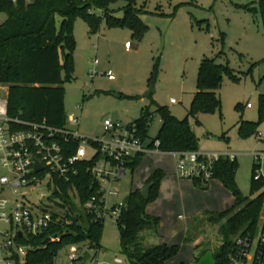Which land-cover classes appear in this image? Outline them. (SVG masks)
<instances>
[{
    "label": "rangeland",
    "instance_id": "1",
    "mask_svg": "<svg viewBox=\"0 0 264 264\" xmlns=\"http://www.w3.org/2000/svg\"><path fill=\"white\" fill-rule=\"evenodd\" d=\"M258 2L136 0L138 17L146 27L140 38L129 27L109 25L106 20L101 22L97 33L89 34L85 21L76 18L72 30L76 41L74 79L64 83L66 117L72 113L79 115L78 132L89 138L104 134L105 119L126 125L138 118L141 109L152 110L155 104L168 108L177 118H183L196 91L202 57H214L223 50L224 55L217 61L227 62L240 79L232 82L223 76L219 89L221 111L200 113L197 116L200 124L193 117L189 121L199 139L198 152L228 151L235 155L237 186L244 195H249L253 167L257 174L264 172V157L261 160L255 158V154L264 152V118L259 121L258 102L259 94L264 93V62L256 64L247 73L254 62L264 58L262 19L258 10L248 9L257 7ZM124 5L125 2L120 0L110 4L109 10L121 18ZM97 13L101 14V11ZM0 17H4V21L6 14L0 12ZM221 32L224 33L223 43L217 41ZM95 59L98 61L96 65L93 64ZM108 70L113 74L112 80L105 75ZM147 90L153 93L154 105L149 99L139 98ZM4 93L0 91L1 96ZM171 98L175 99L174 104L170 103ZM247 103L252 107L248 108ZM242 121L252 123L255 131L249 133L250 127ZM160 125V118L155 114L148 139L157 134ZM151 159H157L169 170L174 167L172 155L147 154L144 163L151 162ZM257 163L260 166H255ZM134 177L127 171L120 181L113 183L112 188L117 189L118 194L109 196L108 203L124 201L133 187ZM259 192H264V187ZM50 193L51 190L41 184L37 196L47 197ZM217 230L218 225L206 223L198 227L193 231V241L178 244L180 248L175 261L179 264L181 260H190L195 254V245L202 241L210 242L212 247L219 244ZM149 235L152 234L148 231L141 232L145 246L151 245ZM100 245L97 264H112L116 257L122 260L121 264H127L125 256L120 253L118 228L109 215L103 222ZM75 247L73 244L57 249L55 264H68V255Z\"/></svg>",
    "mask_w": 264,
    "mask_h": 264
},
{
    "label": "trees",
    "instance_id": "2",
    "mask_svg": "<svg viewBox=\"0 0 264 264\" xmlns=\"http://www.w3.org/2000/svg\"><path fill=\"white\" fill-rule=\"evenodd\" d=\"M117 1L120 0H0V12L6 14L5 20L0 23V85H7L8 88L9 116L31 122L44 121L53 127L65 125L64 83L74 79L73 51L76 41L72 30L75 19L80 17L85 21L89 34L97 33L103 20L109 25L129 27L139 38L146 29L138 17L136 0H122L125 5L121 18L109 10V5ZM248 9L258 10L264 31V0H259L257 7ZM223 40L224 33L221 32L217 41L223 43ZM223 55L224 51L221 50L214 57H202L197 71L196 91L185 117L177 118L168 108L156 105L152 91L147 90L139 98L149 99L152 105L155 104L154 108L141 109L138 118L126 124L127 128H133L137 137L146 140L153 117L157 114L161 125L157 134L150 138L149 146L158 141V150L162 153L196 151L199 139L191 128L189 118H195L196 123L200 124L197 119L200 113L220 112L219 89L223 76L232 82L240 79L227 62L217 61ZM261 62H264V58L254 62L247 73ZM258 102L260 121L264 118V93L259 94ZM243 124L250 127L249 133L255 131L252 123ZM69 146L73 153L77 143L71 142ZM143 156V153H138L127 161L126 166L131 174ZM92 163L93 159L79 162L76 165L77 174L69 183L61 184L63 190L74 185L82 203L97 193V182L89 171ZM236 171L235 159L230 161L223 158L214 164L212 179L219 180L231 192L233 205L221 212L210 211L194 217L186 226L185 242L193 241V231L204 223L218 225L219 244L212 247L210 242H200L194 247L193 262L182 261L180 264H194L208 250L212 251L215 264H231L235 237L255 233L259 223L264 232V192H259L264 187V177L255 180L253 167L249 195L246 196L237 186ZM163 176L164 172L156 169L146 179L145 184H151L147 199L140 189H131L115 220L120 253L125 256L127 264H164L178 254V244L161 242L145 246L144 237L141 236L143 231L158 236L160 218L148 214L145 209L158 197ZM192 182L200 189H206L209 184H202L199 180ZM66 202L70 224L62 228L52 227L47 235L34 240L36 250L27 256L28 264H51L57 249L65 245H83L94 254L101 248L103 221L94 220L91 214L77 208L69 197ZM58 232H62L60 241L41 246L43 238Z\"/></svg>",
    "mask_w": 264,
    "mask_h": 264
},
{
    "label": "built area",
    "instance_id": "3",
    "mask_svg": "<svg viewBox=\"0 0 264 264\" xmlns=\"http://www.w3.org/2000/svg\"><path fill=\"white\" fill-rule=\"evenodd\" d=\"M129 47V43H126ZM98 63L97 59L93 64ZM93 74L97 71H92ZM112 80L110 70L105 72ZM170 99V103H175ZM246 106L251 107L250 103ZM80 116L74 113L66 117L65 125L53 127L42 122H31L11 117L7 111V91L0 95V264H28L27 256L36 250L34 240L48 234L52 227L62 228L70 224L66 199H71L77 208H82L103 221L106 216L114 220L119 216L124 201L108 203L109 196H116L117 189L112 184L120 181L129 171L127 161L138 153L159 151L158 141L149 146L150 139L141 140L134 129L126 125L103 122L101 137H86L78 132ZM76 142L73 153L69 144ZM175 158L176 175L182 179L199 180L208 184L213 177L214 164L220 159L230 161L235 155L230 152L180 151L171 153ZM264 152L255 154L257 160ZM93 159L89 171L97 182V193L85 202L80 201L74 185L63 190L77 174L76 165ZM36 160L41 168L35 169ZM255 166H260L259 163ZM264 177V172H254V179ZM44 184L51 193L38 197V188ZM62 232L43 238L41 246L58 242ZM49 239L47 243H43ZM235 249L230 256L231 264H264V232L261 223L255 233L235 237ZM76 245L68 255V264H80L85 250L90 257L84 264H97V253L83 245ZM56 253L52 263L55 264ZM118 257L112 264H121ZM66 264V263H65Z\"/></svg>",
    "mask_w": 264,
    "mask_h": 264
},
{
    "label": "crops",
    "instance_id": "4",
    "mask_svg": "<svg viewBox=\"0 0 264 264\" xmlns=\"http://www.w3.org/2000/svg\"><path fill=\"white\" fill-rule=\"evenodd\" d=\"M3 19L4 17H0V21H3ZM7 90L6 85H0V91ZM147 154H172L162 153L160 151H149L144 154L140 164L133 173L135 177L132 178V190L142 189L146 179L154 170L161 169L164 172V176L160 181L158 197L148 203L145 209L148 214L160 218L158 236H148V242L150 244L161 242L179 244L181 241H184L186 226L189 220L194 217H200L206 212H221L227 210L233 205L234 198L231 192L219 180L212 179L206 189L197 188L191 180L182 179L176 175L175 163L171 170L167 169L164 164L158 162L157 159H151V162L144 163ZM179 211L183 212V216ZM178 220L181 222L178 223ZM193 256L191 255L190 260L183 262L192 261ZM176 257H173L164 264L168 262L178 264V261H175Z\"/></svg>",
    "mask_w": 264,
    "mask_h": 264
},
{
    "label": "water",
    "instance_id": "5",
    "mask_svg": "<svg viewBox=\"0 0 264 264\" xmlns=\"http://www.w3.org/2000/svg\"><path fill=\"white\" fill-rule=\"evenodd\" d=\"M41 168L39 162L36 160L35 162V169L39 170ZM151 188V184H145L142 189H140V192L142 196L147 199L149 196V191ZM49 239L44 240V244L47 243ZM90 257V252L88 250H85L82 255V261L80 264H84L85 261ZM194 264H215V260L213 258L212 251L208 250L203 255H201L198 260Z\"/></svg>",
    "mask_w": 264,
    "mask_h": 264
}]
</instances>
